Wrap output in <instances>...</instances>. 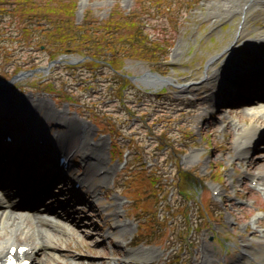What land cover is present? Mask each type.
Listing matches in <instances>:
<instances>
[{"label": "rangeland", "instance_id": "rangeland-1", "mask_svg": "<svg viewBox=\"0 0 264 264\" xmlns=\"http://www.w3.org/2000/svg\"><path fill=\"white\" fill-rule=\"evenodd\" d=\"M75 1V24L88 29L61 41L49 32L47 15L26 12L24 0H0V124H8L16 136L35 133L30 143L49 153L62 143L56 133L66 137L83 127L86 141L78 149L77 137L65 138L70 167L60 173L66 180L59 184L51 183V154L38 148L32 153L19 143L14 161L23 157L25 166L34 160L30 182L42 188L39 197L48 192L63 198L69 189L81 199L65 198L70 228L61 235L57 257L46 250L49 254L40 251L36 259L44 264H206L209 254L211 264H264V188L253 184L254 175L264 177V139L248 143L241 156L245 148L235 122L250 125L254 117L240 115L241 104L227 99V88L212 94L208 79L231 43L237 54L232 61L254 64L256 54L264 56L263 42L254 44L260 53L248 46L264 32V4L252 6L243 18L241 0ZM131 12L144 34L163 47L155 61L130 57L120 47L116 70L104 53L96 63L84 58L95 50L79 43L81 32L98 36L99 23ZM67 44L78 48L58 51ZM248 50L250 58L241 54ZM147 70L171 81L145 87L137 78ZM259 121L264 125V118ZM39 133L44 141L37 143ZM115 142L120 153L112 151ZM83 150L92 153L88 162ZM139 173L156 177L158 184L140 182L143 187L137 189L130 180ZM19 175L24 177L22 170ZM72 176H83L88 187L72 188L67 179ZM216 188L220 194L214 197ZM135 195L139 198L132 199ZM63 209L50 216L64 219ZM16 242L27 241L22 236ZM127 249L145 254L128 257ZM150 251L152 257L146 254Z\"/></svg>", "mask_w": 264, "mask_h": 264}, {"label": "bare ground", "instance_id": "bare-ground-1", "mask_svg": "<svg viewBox=\"0 0 264 264\" xmlns=\"http://www.w3.org/2000/svg\"><path fill=\"white\" fill-rule=\"evenodd\" d=\"M259 3L264 4V0H241L240 2V14H242L243 18L247 16V11L255 5H258ZM239 37L236 35L235 40H232L233 43H235ZM231 41V42H232ZM263 42L264 43V32L259 36V38L255 37L253 42L248 43V46L251 50L255 49L256 45L255 43ZM228 49V55L226 59H224L221 66L214 71L211 72L210 76H208V79L212 81V94L220 95V91H222V88H227L230 90L233 87L234 80L237 79L240 75V72L237 70H240L242 68L241 63H236V61H232V58H235L236 52L234 48L232 47V43L229 46ZM262 59V57H260ZM260 61V60H258ZM242 62V61H240ZM233 64L235 66H233ZM237 65V66H236ZM255 69L257 72H259L258 75H261L264 69V62L259 64H254V66L251 67ZM231 70V71H230ZM152 79V78H147ZM145 80L143 81V84L148 87L157 88L163 85L161 81H158L157 79L154 80ZM168 81L170 82L171 79L168 78ZM260 88L258 87L255 90V92H264V82L259 83ZM263 88V89H262ZM260 90H263L260 92ZM254 92V93H255ZM222 101V100H221ZM246 102H250L247 99ZM264 100H260V103H262ZM259 102H256L253 105H257ZM264 103V102H263ZM224 106V105H223ZM252 106V105H250ZM259 107V106H257ZM225 108V106H224ZM256 108H247L246 111H252ZM264 118V111H258L254 114V120L251 125H244L239 122H235L234 129H236V133L240 137V145L244 146L245 150L242 153L241 156H243L246 153L247 144H254V142L257 140L258 137L264 138V127L260 123V119ZM83 130V129H82ZM80 133V132H79ZM66 137H61V134L56 133L54 135L55 139H59L61 144L58 143V148L66 149V139L77 137L78 143L76 144L78 146V149H83L85 141L84 134H78V131L75 132L71 130L70 132L65 134ZM248 135H250V138H248ZM63 136V133H62ZM16 137V136H15ZM66 138V139H65ZM69 138V139H70ZM246 138L250 139L249 141ZM17 138H15L16 140ZM243 141V142H242ZM75 145V146H76ZM84 153L83 158H85L84 161L88 162V160H91L93 158L92 153L87 152L85 150L82 151ZM98 156V155H97ZM102 160V156L100 157ZM254 166V165H253ZM23 167L27 168L26 173L27 176L30 177V174L33 173V170H31V166L29 165H23ZM100 168V167H99ZM108 170H104L103 173L106 174ZM4 175V173H2ZM0 174V176H3ZM6 175V174H5ZM6 179L4 182H1L0 184V258L1 256L6 255V252L9 250V248L17 244L15 243L20 237H24L27 241L25 245H28V251L30 257H34L39 254L40 251H44L45 254H49L48 252H53L52 257H57V250H58V242L64 241L62 239V236L65 233H68V228H70V225L66 219L62 220L56 217L51 218L49 214L46 213H52L46 205H44L41 208H44L45 210L41 212H34V211H28L25 212L20 209V206L23 204H27L29 208H31L34 196L33 191L31 187H29V183H26L25 178H17V176L14 174V172H9L6 175ZM256 178V177H255ZM25 182V183H24ZM259 185L261 188H264V177L259 178ZM9 188V189H8ZM93 188V187H92ZM31 189V191H30ZM93 190V189H92ZM37 191V190H35ZM67 193L71 192L67 189ZM53 198V197H52ZM49 199V200H52ZM54 199L50 202H53ZM57 203L59 206L62 207L63 203ZM36 220L38 221V224H30L29 220ZM62 235V236H61ZM46 250L48 252H46ZM155 252L150 251L146 254L149 256H153ZM142 254L141 250L136 249H127L125 252V255L128 257H135ZM35 258V257H34ZM45 261V259H44ZM43 262V261H42ZM37 259L34 261V264H44ZM212 262V256H210L207 260V264ZM239 264V263H238ZM242 264V263H241Z\"/></svg>", "mask_w": 264, "mask_h": 264}, {"label": "trees", "instance_id": "trees-1", "mask_svg": "<svg viewBox=\"0 0 264 264\" xmlns=\"http://www.w3.org/2000/svg\"><path fill=\"white\" fill-rule=\"evenodd\" d=\"M27 2L25 9L26 12L32 13L36 12L38 14L42 13L47 15V19L52 22V29L49 31L52 35L58 34L57 37L61 41H67L68 39L73 38L78 33L77 30L88 29L85 24H75L74 16L76 12L77 1L75 0H46L44 4H41L39 1L35 0H24ZM159 0H154L153 2H158ZM137 17L131 12L126 16H121L120 19H108L104 20L98 26H101L103 30L100 32V35L94 36L90 34L87 30L80 33L81 38L78 40L81 45H90L95 51L87 54L90 58H87L88 61L96 63L98 56L101 53L110 56L111 67H114L116 61L118 60L117 54L120 49H124L130 57H137L139 59H146L155 61L157 59V53H163L161 43H156L153 40H150L146 34H144L143 29L140 27V22ZM85 37V39H84ZM72 40H75L72 39ZM128 44V46L126 45ZM121 44V46H120ZM78 48V47H77ZM75 46L66 45L59 48L58 51L76 50ZM86 55V54H85ZM142 177V176H141ZM143 181L152 185L157 182L156 177H148L143 175Z\"/></svg>", "mask_w": 264, "mask_h": 264}, {"label": "water", "instance_id": "water-1", "mask_svg": "<svg viewBox=\"0 0 264 264\" xmlns=\"http://www.w3.org/2000/svg\"><path fill=\"white\" fill-rule=\"evenodd\" d=\"M22 74H24V73L17 74L14 77L21 76ZM147 78H152L154 80L157 79L158 81H165L166 80L164 77L159 76L157 73H152V72H148V71H146L144 75H142L141 77H139L138 80L141 83H143V81L148 80ZM152 79H149V80H152Z\"/></svg>", "mask_w": 264, "mask_h": 264}]
</instances>
